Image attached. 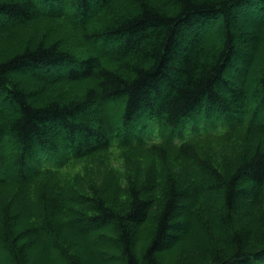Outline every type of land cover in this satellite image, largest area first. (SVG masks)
Instances as JSON below:
<instances>
[{"label": "trees", "instance_id": "16d2710c", "mask_svg": "<svg viewBox=\"0 0 264 264\" xmlns=\"http://www.w3.org/2000/svg\"><path fill=\"white\" fill-rule=\"evenodd\" d=\"M251 4L255 32L241 37ZM64 86L77 89L56 98ZM237 134L227 155L198 142ZM117 146L155 165L128 176L123 203L91 187L66 207L45 170ZM4 190L0 264H86L90 252L103 264H264V0H0Z\"/></svg>", "mask_w": 264, "mask_h": 264}, {"label": "rangeland", "instance_id": "374dc122", "mask_svg": "<svg viewBox=\"0 0 264 264\" xmlns=\"http://www.w3.org/2000/svg\"><path fill=\"white\" fill-rule=\"evenodd\" d=\"M254 7L255 5L251 4L248 7L247 6L242 7V10L243 9L244 10L241 13L238 12L239 19L236 22V28H237V32H240L241 37L243 34H246L248 36L249 34H253L255 32V28L253 26V24L255 23L248 21L249 18L251 19V16L249 15L251 14V12L252 13L254 12L253 10H255ZM254 13L258 15V12H254ZM221 24H222L221 18H218L217 21H215V23L210 26V28H207V34L210 42L214 41V39L218 37L217 35L220 31ZM54 25H56V27L58 28L59 40L65 39L64 43L66 42V44L73 42L74 47L76 46L78 48V44L76 40H73L74 39L73 30H71L69 25H67L65 22H58V21L54 22ZM67 34H70L72 37L71 38L67 37L66 36ZM54 36L55 35H53V37ZM243 45L244 43H242V46ZM238 47L241 49V46ZM77 48L75 49L76 52L77 51L80 52L81 49L78 48L77 50ZM247 52L250 51L245 50L244 53ZM245 71L248 72V68H246ZM239 76H242V74L240 73ZM251 80H252L251 78H248L246 84L249 88L248 93L251 91L253 87L252 86L253 81ZM76 89H77L76 87L70 88L69 86H64V88L62 87V89L61 88H57L56 90L53 89V92L55 93L56 98H58V96L61 95L68 99L74 95V90ZM242 136L243 135L237 134L234 140L231 139L229 141H226L225 137L219 138L217 136H213V137L205 136L206 140L202 138L198 140V142H202L203 144L202 146L206 149L211 150V148H213L215 150L216 147H218L220 150L222 149V153L227 155L229 153H232L233 151H237L240 148V146H242L240 142V138ZM241 140L243 141V139ZM131 157H133V159L130 161L129 159ZM127 161L129 162V164L127 163ZM156 164L158 168L160 167L162 168V164L159 161H157ZM153 165H155V163L153 164L152 156L150 152L148 151L146 152L144 149H139V148L133 149V147H131L128 149L125 146H117L115 148H111L109 150L103 151L92 157H86L82 159H75L68 161L61 172H53V171L48 172L45 170V173L53 174L50 176L53 178L52 180H54L51 184L61 189L64 198L70 199L68 200V202L67 199L64 202L65 200L64 199L62 203L64 202L63 204H67L66 207L68 206L72 207L73 199L77 197L78 194L89 195L91 187L99 188L108 202L112 203L113 201L114 202L118 201L119 203H123L125 201V197L123 196L120 190L127 186L126 179L128 178V176L132 174V176H134L136 180L140 181L143 178V176L140 175L145 174L143 173V171H147V170L151 171ZM170 166L172 167L173 165L170 163ZM172 168L175 171L180 170V168L177 167V165L173 166ZM185 168H186L185 172L186 173L189 172L188 173L189 176L187 177H190V180H192L193 178L191 177L194 176V175L192 176L193 167H191L190 164L187 163ZM182 170H183V166H182ZM194 180L195 179H193V181ZM35 190H36V184L32 183L30 187L26 189L25 192V196L27 197V200L31 205L34 200ZM158 190L159 188L155 189L154 194H159ZM0 193L3 194L2 196L4 195L9 196L8 191L6 190L1 191ZM19 199L20 198H18V200ZM1 201L2 200L0 199V202ZM112 204H116V203H112ZM187 205H188L187 203H185L184 205V207L186 206L185 213L188 211ZM240 205H243L242 202H240ZM15 207L16 210L21 209V204H18L17 200L15 201ZM69 212L71 213V211ZM69 212L62 211L61 215L67 214ZM20 221L22 222L23 220ZM149 229H150L149 224L147 225L145 224L143 227H141L140 240L142 242ZM141 241H140V245L142 246L143 243ZM94 259L95 262L93 261ZM83 260L84 263L86 264H90V263L103 264L100 258H95V257L92 258L91 252L88 253L86 257L83 258Z\"/></svg>", "mask_w": 264, "mask_h": 264}, {"label": "bare ground", "instance_id": "6f19581e", "mask_svg": "<svg viewBox=\"0 0 264 264\" xmlns=\"http://www.w3.org/2000/svg\"><path fill=\"white\" fill-rule=\"evenodd\" d=\"M66 36H67V37H70V38L72 37L70 34H67ZM79 209L82 210V209H83V206H82V207H79L78 210H79ZM85 209L88 210V208H85Z\"/></svg>", "mask_w": 264, "mask_h": 264}]
</instances>
